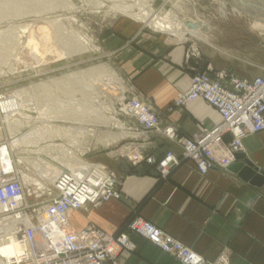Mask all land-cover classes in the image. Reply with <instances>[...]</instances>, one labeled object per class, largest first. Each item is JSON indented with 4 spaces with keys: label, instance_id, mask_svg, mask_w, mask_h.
<instances>
[{
    "label": "rangeland",
    "instance_id": "obj_1",
    "mask_svg": "<svg viewBox=\"0 0 264 264\" xmlns=\"http://www.w3.org/2000/svg\"><path fill=\"white\" fill-rule=\"evenodd\" d=\"M262 1L253 0L250 18L233 0H0V158L25 186L27 219L34 222L33 211L42 213L56 195L62 172L109 170L92 161L107 153L104 140L126 122L144 131L130 113L133 103L158 114L132 84L125 63L134 48L155 40L185 46L191 81L207 73L213 66L207 59H219L221 51L258 59ZM122 5L134 16L117 9ZM150 12L183 28L164 33L135 16ZM9 224L0 219V242Z\"/></svg>",
    "mask_w": 264,
    "mask_h": 264
},
{
    "label": "crops",
    "instance_id": "obj_2",
    "mask_svg": "<svg viewBox=\"0 0 264 264\" xmlns=\"http://www.w3.org/2000/svg\"><path fill=\"white\" fill-rule=\"evenodd\" d=\"M185 52L183 45L155 40L134 48L133 59L125 64L134 88L157 110L163 126L174 127L180 137L192 138L216 128L222 117L203 100L183 108L174 106L193 76ZM220 53L219 59L215 55L206 61L214 71H229L248 80L264 78V52L258 59L232 49ZM118 130L116 136L102 141L107 153L92 161L116 175L122 198L70 214L73 231L96 226L111 235H129L136 250L107 264H182L129 231L127 224L138 217L207 262L225 256L229 264H264V133L248 136L243 153L228 169L201 175L195 163L184 159L181 148L161 131L146 133L134 122H126ZM231 140L227 134L225 142ZM169 153L179 158L178 165H165ZM134 154L144 159L135 161ZM248 163L251 176L246 172ZM163 166L167 174L162 172Z\"/></svg>",
    "mask_w": 264,
    "mask_h": 264
},
{
    "label": "built area",
    "instance_id": "obj_3",
    "mask_svg": "<svg viewBox=\"0 0 264 264\" xmlns=\"http://www.w3.org/2000/svg\"><path fill=\"white\" fill-rule=\"evenodd\" d=\"M196 100H203L215 108L222 122L192 138L180 137L172 126L163 127L158 114L144 103H133L130 113L144 132L161 131L176 143L182 150V157L194 162L201 175L217 168L228 169L243 153L244 140L264 133V78L248 80L229 71L210 68L207 73H197L193 77L188 91L178 97L175 106H185ZM227 134L232 136L230 143L225 142ZM133 159L141 161L144 158L135 154ZM167 160L166 166L180 163L172 153ZM147 161L153 163L154 159ZM166 166L161 169L165 174L168 173L164 170ZM54 188L56 195L43 207L42 213L33 211L36 220L30 222L26 213L30 207H25V186L13 166L8 167L0 158V219L19 221L12 236L24 249L18 259H3L2 264H107L116 262L124 252L136 250L127 233L111 235L96 226L71 230V213L122 198L118 178L113 172L106 168L83 173L62 172ZM127 228L182 264H229L225 256L216 262H207L143 218L132 219ZM10 241V236L2 239L4 243Z\"/></svg>",
    "mask_w": 264,
    "mask_h": 264
},
{
    "label": "bare ground",
    "instance_id": "obj_4",
    "mask_svg": "<svg viewBox=\"0 0 264 264\" xmlns=\"http://www.w3.org/2000/svg\"><path fill=\"white\" fill-rule=\"evenodd\" d=\"M252 2H253L252 0L251 1L248 0L247 3L251 4ZM263 4H264V2H263ZM254 6H256V5H254ZM251 7H253V6H251ZM117 9L122 11L123 13H125L127 15L134 16V14L132 13V10L126 5L125 6H123V5L122 6H117ZM253 10H254V7H253ZM154 13H155V11H154ZM154 13L150 12V13H146V14H142V15L140 14V15H135V16H137L142 22L146 23L147 25H150L153 28L158 29V30H160V31H162L164 33H174L176 31L177 32L181 31V27L183 26V24L181 22L180 23L182 25H180L175 19H163V18L161 19L158 15H156ZM262 21L264 22V20H262ZM193 28L199 30V27L197 25L195 27H193ZM185 30H187V29H185ZM12 114H14V113H12ZM23 141H25V142L28 141V138H26V139L24 138L23 140L19 141L18 143H22ZM1 159H2V156H1ZM11 162H12V160H11ZM9 222H10V224L7 225V227L6 226H4V227H6L5 229H8V232H10L6 236H10L11 241L10 242H5V243L4 242H0V263L3 262L2 261L3 259H13V258H17L18 259L22 255L23 250H24L23 246L20 243H18L14 239V237L12 236L14 231L17 229V226H16V228H14V230H13L12 226L16 225L19 221H17V219L13 218L12 220H9ZM0 241H1V238H0Z\"/></svg>",
    "mask_w": 264,
    "mask_h": 264
},
{
    "label": "water",
    "instance_id": "obj_5",
    "mask_svg": "<svg viewBox=\"0 0 264 264\" xmlns=\"http://www.w3.org/2000/svg\"><path fill=\"white\" fill-rule=\"evenodd\" d=\"M234 1V5L236 7H239L242 11H244V13L250 17L253 18L254 16L250 15L249 12L253 10V7H251V4H248V0H233ZM247 1V2H246ZM251 1V0H249ZM253 1V0H252ZM244 8H248V10H246L247 12H245ZM250 8V9H249ZM239 158V156H238ZM251 164L248 163V167L246 168V172L249 173V176H251V173H253V170H251Z\"/></svg>",
    "mask_w": 264,
    "mask_h": 264
}]
</instances>
